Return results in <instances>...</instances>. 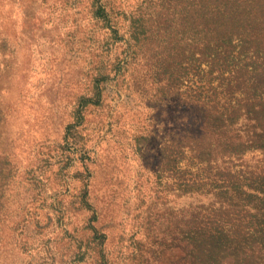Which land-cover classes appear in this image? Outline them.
<instances>
[{
    "label": "rangeland",
    "instance_id": "rangeland-1",
    "mask_svg": "<svg viewBox=\"0 0 264 264\" xmlns=\"http://www.w3.org/2000/svg\"><path fill=\"white\" fill-rule=\"evenodd\" d=\"M196 2L0 0V264H197L182 220L215 198L166 145Z\"/></svg>",
    "mask_w": 264,
    "mask_h": 264
},
{
    "label": "trees",
    "instance_id": "trees-1",
    "mask_svg": "<svg viewBox=\"0 0 264 264\" xmlns=\"http://www.w3.org/2000/svg\"><path fill=\"white\" fill-rule=\"evenodd\" d=\"M195 4L198 51L179 64L177 80L194 79L188 89L182 82L174 87L178 112L166 135L167 159L190 164L178 166L180 189L215 200L182 220V242L197 264H262L264 166L248 169L243 159L248 152L264 156V5ZM131 38L135 59L141 33L133 30Z\"/></svg>",
    "mask_w": 264,
    "mask_h": 264
}]
</instances>
